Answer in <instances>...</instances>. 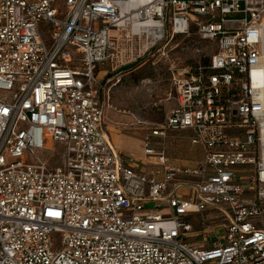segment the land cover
Returning <instances> with one entry per match:
<instances>
[{"label": "built area", "instance_id": "2783aa9c", "mask_svg": "<svg viewBox=\"0 0 264 264\" xmlns=\"http://www.w3.org/2000/svg\"><path fill=\"white\" fill-rule=\"evenodd\" d=\"M121 38L189 57L151 163L105 122L98 69ZM263 121L264 0H0V264H264ZM169 129L204 156L153 148ZM36 150L58 154L22 160ZM165 208L217 212L225 235L191 242Z\"/></svg>", "mask_w": 264, "mask_h": 264}, {"label": "rangeland", "instance_id": "374dc122", "mask_svg": "<svg viewBox=\"0 0 264 264\" xmlns=\"http://www.w3.org/2000/svg\"><path fill=\"white\" fill-rule=\"evenodd\" d=\"M62 0H60V4ZM49 23H41V31L47 42L50 41ZM120 58L108 61L101 66L99 80L101 82L102 97L105 102V122L109 132L115 139L126 138L128 147H119L125 154L134 156L140 161L152 162V155L145 151V134L148 127L158 125L164 121L167 112L173 105L170 94L173 90L172 71L169 66L177 63L185 65L188 55L170 46V57L167 60L158 51L143 54L144 41H119ZM123 55V56H122ZM72 59H70L71 62ZM104 77V79H103ZM192 133L188 131H174L169 129L167 137H154L149 141L156 150L164 148L171 160L176 163H192L204 156L202 145L193 144ZM60 147L58 143L54 146ZM35 154L48 158L54 150H36V153L27 151L22 157L24 161H34ZM11 158V161H15ZM244 171L253 172L254 167H247ZM164 212L169 215L179 214L186 222L192 225L187 236L196 244H211L218 236H224V220L217 212L206 211L200 213H185L179 208L168 209ZM258 220L264 222V215ZM213 229H210L208 226ZM218 235V236H217ZM55 247L59 245L60 234L56 233Z\"/></svg>", "mask_w": 264, "mask_h": 264}, {"label": "crops", "instance_id": "0c3cea01", "mask_svg": "<svg viewBox=\"0 0 264 264\" xmlns=\"http://www.w3.org/2000/svg\"><path fill=\"white\" fill-rule=\"evenodd\" d=\"M99 71H102V68L101 67H99V69H98V77H99ZM103 79H104V77H103ZM102 87V86H101ZM174 104V103H173ZM173 106V105H172ZM169 112V111H168ZM167 112V113H168ZM111 134V133H110ZM112 136V135H111ZM112 139H113V141L115 142V144L117 145V143H116V141H115V139L113 138V136H112ZM128 144H129V140L128 139H126V138H122V139H119L118 140V147H122V146H126V147H128ZM195 161V160H194ZM193 161V162H194Z\"/></svg>", "mask_w": 264, "mask_h": 264}, {"label": "bare ground", "instance_id": "6f19581e", "mask_svg": "<svg viewBox=\"0 0 264 264\" xmlns=\"http://www.w3.org/2000/svg\"><path fill=\"white\" fill-rule=\"evenodd\" d=\"M263 132H264V121H263ZM264 137V136H263Z\"/></svg>", "mask_w": 264, "mask_h": 264}]
</instances>
